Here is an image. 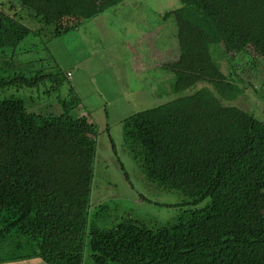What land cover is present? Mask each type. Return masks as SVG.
I'll return each instance as SVG.
<instances>
[{
    "label": "trees",
    "instance_id": "1",
    "mask_svg": "<svg viewBox=\"0 0 264 264\" xmlns=\"http://www.w3.org/2000/svg\"><path fill=\"white\" fill-rule=\"evenodd\" d=\"M17 1L62 36L123 0ZM159 17L174 21L173 55L161 56L154 42L140 62L169 71L173 80L154 86L175 97L124 118L123 141L148 181L187 204H209L161 225L125 216L89 222L96 131L69 114L81 103L73 86L59 115L0 97V263L83 264L88 237L92 264H264V120L230 104L246 81L236 68L225 73L212 50L221 46L227 62L233 54L264 64V0H179ZM30 31L0 9V48ZM42 76L0 75V89ZM51 76L60 86L63 77Z\"/></svg>",
    "mask_w": 264,
    "mask_h": 264
},
{
    "label": "rangeland",
    "instance_id": "2",
    "mask_svg": "<svg viewBox=\"0 0 264 264\" xmlns=\"http://www.w3.org/2000/svg\"><path fill=\"white\" fill-rule=\"evenodd\" d=\"M178 6L179 0H123L99 17L83 20L72 31L53 36V25L33 18L17 0H0L1 10L14 15L31 30L16 47L0 48V75L45 74L35 84L0 89V97L13 95L22 99L30 111L59 115L63 112L59 100L66 99L73 86L81 103L69 114L83 115L95 125L96 155L88 214L89 222L94 224L110 226L125 216L161 225L185 211L209 204V198L195 205L187 204L178 191L148 181L122 137L124 118L175 97L170 93L158 95L156 86L152 94L137 91L155 78V84L173 80L169 71L153 69L151 61L142 63L140 59L153 54L154 42L160 44L155 48L161 56L173 55L174 21H162L159 15ZM147 34L151 35L148 39ZM219 47L212 46V50L213 58L222 64L221 69L234 73L236 68L246 81L244 95L230 104L264 120L262 60L252 66L251 56L233 60L230 54L227 62ZM56 72L63 77L60 86L55 85L51 76ZM89 253L85 237L83 264H92Z\"/></svg>",
    "mask_w": 264,
    "mask_h": 264
},
{
    "label": "crops",
    "instance_id": "3",
    "mask_svg": "<svg viewBox=\"0 0 264 264\" xmlns=\"http://www.w3.org/2000/svg\"><path fill=\"white\" fill-rule=\"evenodd\" d=\"M97 17H99V15L97 16ZM147 35H149L148 37H147V39L149 38V37H151V35L150 34H147ZM157 43V42H156ZM153 45V44H152ZM158 52L160 51V50H157ZM151 68H153V69H155V65H152L151 66ZM157 68V67H156ZM157 79L155 78V79H153V82L151 83L150 81H146V83H145V86H144V88L143 89H141V90H138L137 92L138 93H141V92H144V91H146V92H151V94H152V91H153V88H154V84H155V81H156ZM0 264H45V263H43L41 260H39L38 258H31V259H24V260H17V261H10V262H4V263H0Z\"/></svg>",
    "mask_w": 264,
    "mask_h": 264
}]
</instances>
